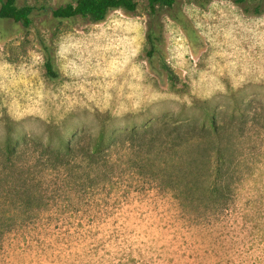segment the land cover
<instances>
[{"label": "rangeland", "instance_id": "374dc122", "mask_svg": "<svg viewBox=\"0 0 264 264\" xmlns=\"http://www.w3.org/2000/svg\"><path fill=\"white\" fill-rule=\"evenodd\" d=\"M67 1L75 0H20L45 7L36 11L29 29L0 19V137L10 130L57 144L75 129L142 125L179 111L195 97L229 105L226 94L239 88L264 100V0H212L205 8L179 0L176 7L193 24L194 39L170 17V9H163L166 60L178 75L176 82L150 66L145 2L133 13L114 10L100 23L53 18L52 9ZM114 21H131L132 30L115 28ZM53 34L58 79L47 76L39 43ZM69 34L76 47L60 56ZM10 112L24 115L14 119ZM252 158L255 164L246 170L253 175L240 184L229 210L253 216L252 221L240 217L249 222L245 228L213 232L204 223L192 225L169 192L129 180L94 206L47 213L31 230L12 234L0 264H219L213 254L226 246L212 234L253 238L257 233L249 226L257 220V200H264V174L257 176L261 156Z\"/></svg>", "mask_w": 264, "mask_h": 264}, {"label": "trees", "instance_id": "16d2710c", "mask_svg": "<svg viewBox=\"0 0 264 264\" xmlns=\"http://www.w3.org/2000/svg\"><path fill=\"white\" fill-rule=\"evenodd\" d=\"M178 1L75 0L53 8L52 16L61 22L82 18L100 23L114 10L133 13L145 2L150 66L176 82L178 75L166 60L162 10L170 9V17L190 39L196 36L188 16L176 7ZM191 1L205 8L212 0ZM250 1L235 0L238 4ZM256 7V13H261V5ZM39 9L45 7L0 0V19L29 29ZM53 39L54 34L50 40L41 37L39 43L47 76L58 79L61 72ZM226 98L231 100L229 105L213 97H195L179 111L163 113L142 125H103L96 132L75 129L57 144L52 138L9 130L0 137V253L12 234L31 230L43 215L94 206L110 192L118 193L129 180L169 192L192 225L204 223L213 232L247 227L253 216L229 210L235 206L240 184L253 175L254 170L246 168L255 164L256 153L261 156L257 176L264 174V100L245 94L243 88L229 91ZM240 217L248 221L242 223ZM249 227L257 232L253 238L212 234L214 241L226 246L213 254L219 264H264V200H257V220Z\"/></svg>", "mask_w": 264, "mask_h": 264}, {"label": "clouds", "instance_id": "9594fccd", "mask_svg": "<svg viewBox=\"0 0 264 264\" xmlns=\"http://www.w3.org/2000/svg\"><path fill=\"white\" fill-rule=\"evenodd\" d=\"M118 11H119V10H118ZM121 15H122V13H121ZM113 25H114L115 28L124 27V28L127 29V30H132V27H133L131 21H128L127 23L122 22V21H114V22H113ZM66 39H67V42H65V43H61V45H60V49H59V52H58V55H60V56H65V55L68 54L73 48L76 47V44L71 42V41H72L71 34H69V36H68ZM136 54H137V52H136V50L134 49V50L131 52V55H132V56H135ZM181 55H183V54L181 53ZM35 59L38 60V59H40V58H39V57H35ZM127 62H128V61H127V59H126V60H125V63H127ZM132 71H133V73H135L136 71H138V69L133 68ZM77 74H78V73H77ZM219 89H220L221 91H224V90H225L223 85H219ZM189 103H190V102H189ZM10 115H12V117H13L14 119H20V118L24 115V113H20V112H10Z\"/></svg>", "mask_w": 264, "mask_h": 264}]
</instances>
